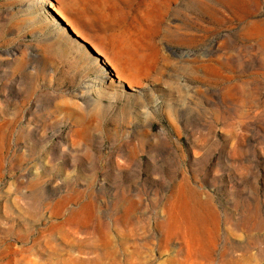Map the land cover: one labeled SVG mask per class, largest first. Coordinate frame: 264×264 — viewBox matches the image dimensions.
Returning a JSON list of instances; mask_svg holds the SVG:
<instances>
[{
	"label": "rangeland",
	"instance_id": "obj_1",
	"mask_svg": "<svg viewBox=\"0 0 264 264\" xmlns=\"http://www.w3.org/2000/svg\"><path fill=\"white\" fill-rule=\"evenodd\" d=\"M187 250L264 264V0H0V264Z\"/></svg>",
	"mask_w": 264,
	"mask_h": 264
},
{
	"label": "bare ground",
	"instance_id": "obj_2",
	"mask_svg": "<svg viewBox=\"0 0 264 264\" xmlns=\"http://www.w3.org/2000/svg\"><path fill=\"white\" fill-rule=\"evenodd\" d=\"M47 5H48L50 8H52L53 10H55L59 15L62 16V13L60 12V10H59L55 5H53L52 3H48ZM62 17H63V16H62ZM73 30H74V32H75L78 36L82 37V34H80V32H79L78 30H76L75 28H73ZM94 47H95V46H94ZM95 49H96V51H97L98 53L101 54V52H100V50H99L98 48H95ZM118 77H119V75H118ZM181 200H183V199H181ZM186 200H187V199H186ZM169 201H170V200H169ZM172 201H173V200H172ZM172 201H171V202H172ZM174 201L176 202L177 200L174 199ZM184 201H185V199H184ZM171 202H170V203H171ZM189 202H190V201H189ZM178 203H179V201H178ZM182 203H183V202H180V206H182ZM184 203H185V202H184ZM197 203H198V202H197ZM173 204H175V203H173ZM186 204H187V203H186ZM194 204H195V203H194ZM170 205H171V204H170ZM175 205H177V204H175ZM195 205H196V204H195ZM198 206H199V205H198ZM198 206H197V207H198ZM171 207H173V206L171 205ZM176 207H177V206H176ZM195 207H196V206H195ZM199 207H200V206H199ZM116 208H117V207H116ZM178 208H179V207H178ZM180 208H181V207H180ZM175 209H177V208H175ZM193 209L195 210L194 207H193ZM197 209H198V208H197ZM172 210H173V209H172ZM177 210H178V209H177ZM194 210H193V211L191 210V206H190V205H188V206H186V207L184 206L182 213L179 212L180 214H175V215L171 218V219H173L174 223L176 224L175 226H178V227L180 228V226L182 227L183 225L186 224V222H188L189 224H193L194 221H193L192 217H193L194 215L192 216V214H194V212H195ZM191 211H192V214H191ZM196 212H198V211H196ZM195 214H196V213H195ZM199 214H200V213H199ZM196 215H197V214H196ZM194 217H195V216H194ZM197 217H198V216H197ZM197 217H196V218H197ZM202 217H203V216H202ZM130 218H131V217H130ZM203 218L205 219V217H203ZM126 219H127V218H126ZM129 220H130V219H129ZM131 220H133V219H131ZM194 220H195V219H194ZM197 220H198V219H197ZM197 220H196V222H197ZM204 221H205V220H204ZM204 221H203V222H204ZM124 222H125V221H124ZM126 222H127V224H129V221H128V220H126ZM184 222H185V223H184ZM207 222H208V221H207ZM215 222H216V221H215ZM171 223H172V222H171ZM174 223H173V224H174ZM196 224H197V223H196ZM204 224H206V223H204ZM212 224H213V223H212ZM105 225H106V224H105ZM125 225H126V223H125ZM186 225H187V224H186ZM129 226H130V225H129ZM133 226H134V225H133ZM135 226H136V225H135ZM187 226H188V225H187ZM190 226H191V225H190ZM185 227H186V226H185ZM193 227H195V226L193 225ZM196 227H197V225H196ZM179 228H177V229L179 230ZM133 229H134V228H133ZM182 229H183V228H182ZM182 229H181V230H182ZM184 229L187 230V229H189V227H188L187 229H186V228H184ZM184 229H183V230H184ZM192 229H193V228H192ZM196 229H199V227L196 228ZM196 229H195V230H196ZM178 230H177V231H178ZM181 230H179V233L181 232ZM183 230H182V231H183ZM189 230H190V229H189ZM190 231H191V230H190ZM99 232H100V231H99ZM127 232H128V231H127ZM131 232L133 233V230L130 231V233H131ZM187 232H188V231H187ZM199 232H200V231H199ZM204 232H205V231H204ZM128 233H129V232H128ZM175 233H176V232H175ZM183 233H184V232H183ZM194 233H195V232H194ZM194 233H193V235H194ZM206 233H207V232H206ZM134 234H135V232H134ZM189 234H190V233H189ZM131 235H132V234H131ZM179 235L181 236V234H179ZM195 235H198V237H199L200 234H195ZM128 236H129V235H128ZM180 236H179V237H180ZM187 236L189 237V235H187ZM188 237H187V238H188ZM191 237H192V236H191ZM181 238H182V237H181ZM184 238H186V237L184 236ZM187 238H186V239H187ZM207 238H208V237H207ZM189 239H190V238H189ZM189 239H188V240H189ZM201 239H202V238H201ZM184 241H185V239H184ZM189 241H190V240H189ZM185 242H187V241H185ZM135 243H139V242H135ZM135 243H134V244H135ZM132 244H133V243H132ZM134 244H133V245H134ZM186 244H187V243H186ZM188 244H189V243H188ZM135 245H136V244H135ZM137 245H138V244H137ZM141 246H142V245H141ZM197 246H198V244H197ZM199 246H200V244H199ZM186 247H187V246H186ZM189 247H191V246H189ZM189 247H188V248H189ZM193 247H194V246H193ZM195 247H196V246H195ZM200 247L202 248L203 246H200ZM131 248H132V247H131ZM138 248H139V247H138ZM128 249H130V246H129ZM186 249H187V248H186ZM208 249H209V248H208ZM115 250H116V249H115ZM125 250H127V249H125ZM142 250H143V249H142ZM192 250H194V248H192ZM195 250H196V249H195ZM199 250H200V249H199ZM136 251H137V250H136ZM139 251H141L140 248H139ZM201 251H203V249H202ZM205 251H207V250H205ZM205 251H203V253H204ZM208 251H209V250H208ZM113 252H114V251H113ZM113 252H112V253H113ZM115 252L117 253V251H115ZM126 252L128 253V251H126ZM133 252H134V251H133ZM187 252H188V250H187ZM96 253H97V252H96ZM124 253H125V252H124ZM194 253H195V252H193V254H194ZM207 253H208V252H207ZM125 254H126V253H125ZM130 254H131V253H129L128 255H130ZM134 254H135V253H134ZM134 254H131V255L134 256ZM139 254H140V253H139ZM139 254H138V255H139ZM201 254H202V253H201ZM208 254H209V253H208ZM208 254H207V255H208ZM98 255H99V254H98ZM111 255H112V254H111ZM118 255H119V253H118ZM118 255H116V256H118ZM131 255H130L129 257H131V259H132V256H131ZM186 255H187V256H186ZM194 255H195V254H194ZM203 255H204V254H203ZM203 255H202V256H203ZM205 255H206V254H205ZM205 255H204V256H205ZM207 255H206V256H207ZM125 256H126V255H125ZM174 256H175V255H174ZM184 256H185L184 260H182V258H181L182 261L179 260V261H181L180 264H192V263H190V262L193 261V260H192V259H193V256H192V254H191V251H189L187 254H184ZM98 257H100V256H98ZM113 257H114V256H113ZM113 257H112V258H113ZM135 257H136V256H135ZM138 257H139V256H138ZM175 257H176V256H175ZM175 257H173V258H175ZM182 257H183V256H182ZM208 257H210V256H208ZM139 258H140V257H139ZM144 258H145V257H144ZM205 258H207V257H205ZM100 259H101V257H100ZM100 259H98V260H100ZM125 259H128V258H125ZM134 259H135V258H133V260H131V261H134ZM137 259H138V258H137ZM137 259L134 261V262H136L135 264H137ZM179 259H180V258H179ZM194 259H195V258H194ZM103 260H104V259H103ZM111 260H112V259H111ZM119 260H121V259H119ZM138 260H139V259H138ZM145 260H146V259H145ZM145 260H144V261H145ZM210 260H211V259H210ZM77 261H78V260H77ZM93 261H94V260H93ZM93 261H92V262H93ZM141 261H142V260H141ZM141 261H140V262H141ZM148 261H149V260H148ZM169 261H172V260L170 259ZM174 261H175V260H174ZM195 261H196V260H195ZM195 261H193V262H195ZM231 261H232V260H231ZM94 262H95V261H94ZM96 262H98V261H96ZM108 262H109V261H108ZM112 262H113V261H112ZM118 262H120V261H118ZM125 262H126V261H125ZM125 262H124V264H125ZM127 262H128V261H127ZM134 262H132V263H134ZM142 262H143V261H142ZM146 262H147V261H146ZM196 262H197V261H196ZM201 262L203 263V261H201ZM201 262H199V263H201ZM209 262H210V261H209ZM78 263H79V262H78ZM83 263L86 264L85 262H83ZM83 263H82V264H83ZM121 263H122V262H121ZM143 263H144V262H143ZM143 263H142V264H143ZM148 263H149V262H148ZM172 263H173V261H172ZM172 263H171V264H172ZM178 263H179V262H178ZM197 263H198V262H197ZM202 263H201V264H202ZM205 263L210 264V263H208V262H204V264H205ZM228 263H229V262H228ZM235 263H236V262H235ZM235 263H233V264H235ZM98 264H99V263H98ZM101 264H102V263H101ZM104 264H105V263H104ZM174 264H175V263H174ZM193 264H194V263H193Z\"/></svg>",
	"mask_w": 264,
	"mask_h": 264
},
{
	"label": "trees",
	"instance_id": "obj_3",
	"mask_svg": "<svg viewBox=\"0 0 264 264\" xmlns=\"http://www.w3.org/2000/svg\"><path fill=\"white\" fill-rule=\"evenodd\" d=\"M65 13V12H64ZM65 15L68 17V19L72 20L69 15L67 13H65ZM58 21L62 24V26L71 33L70 29L67 27V25H65V23H63V21H61L58 17H57ZM73 21V20H72ZM78 26V25H77ZM80 28V27H79Z\"/></svg>",
	"mask_w": 264,
	"mask_h": 264
},
{
	"label": "water",
	"instance_id": "obj_4",
	"mask_svg": "<svg viewBox=\"0 0 264 264\" xmlns=\"http://www.w3.org/2000/svg\"><path fill=\"white\" fill-rule=\"evenodd\" d=\"M64 23V22H63ZM68 27V26H67ZM69 28V27H68ZM70 33V32H69Z\"/></svg>",
	"mask_w": 264,
	"mask_h": 264
}]
</instances>
